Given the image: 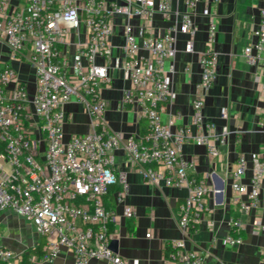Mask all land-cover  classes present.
I'll return each mask as SVG.
<instances>
[{"label": "built area", "instance_id": "1", "mask_svg": "<svg viewBox=\"0 0 264 264\" xmlns=\"http://www.w3.org/2000/svg\"><path fill=\"white\" fill-rule=\"evenodd\" d=\"M221 0H0V42L13 58L25 57L33 69L31 89L12 66L0 69V211L13 209L35 224L47 238L45 260L56 258L63 247L70 248L74 264L103 260L105 264H139L123 257L111 246L110 224L119 220L117 211L105 203L110 188L119 184L118 202L128 194L127 171H117L114 153L123 149L126 164L155 185L187 188L179 205L180 238L170 241L168 260L174 264H205L203 254L187 247L209 210L211 187L207 177L196 175V161L184 153V144L194 140L219 154L218 143L228 134L226 125L217 131L214 121L202 113L204 96L218 78L220 52L218 5ZM182 3L184 9L174 8ZM206 19L203 47L198 53L200 78L193 102L197 133L162 113L174 96L178 41L185 36V51L194 52L198 31L196 9ZM159 14L170 23L155 34L153 22ZM124 19V41L119 45L118 66L129 82L122 103L138 106L146 132L135 137L111 128L105 116L107 101L102 91L110 84L113 56L111 37L114 19ZM255 29L256 41L243 54L251 65L264 67V8ZM133 18L141 22L136 28ZM84 28V39L79 37ZM74 45L73 58L68 48ZM258 79V76H256ZM67 104H79L89 118L84 134L65 135ZM223 117L226 116L224 112ZM264 129V112L259 119ZM252 163L247 182L244 176ZM264 158L258 152L240 154L231 174V187L240 196V209L250 212L260 204ZM131 205L124 215L132 217ZM234 227L239 220H231ZM255 232H264V222L255 221ZM148 233L147 235H149ZM243 242L228 234L224 246ZM0 264H25L23 255L0 242Z\"/></svg>", "mask_w": 264, "mask_h": 264}, {"label": "crops", "instance_id": "2", "mask_svg": "<svg viewBox=\"0 0 264 264\" xmlns=\"http://www.w3.org/2000/svg\"><path fill=\"white\" fill-rule=\"evenodd\" d=\"M22 0H13L17 4ZM203 4L196 9L195 22L198 26L194 38V52L185 51V36L178 41L175 57L176 72L172 79L174 96L166 104L162 113L164 121L172 120V128L185 125L197 133L194 125L193 102L196 97L195 84L200 78L198 51L202 49L205 38L206 19L199 13ZM174 8L184 9L182 3H174ZM264 0H221L218 5V40L216 47L220 52L217 66L218 78L204 96L202 113L207 121L216 123L217 131L223 125L228 128L224 141L219 142V154L211 156L209 148L188 140L184 153L196 161V175L207 177L211 187L208 196L209 210L191 236L187 247L200 251L205 264H264V232H255V221L264 222V178L261 186L260 204L250 212L240 209V196L231 187V174L240 154L249 156L258 152L264 158V129L259 119L264 112V67L251 65L243 54L245 46L256 41L255 29L260 23V9ZM137 28L138 18H133ZM124 19H114V33L111 37L113 56L110 63V84L104 86L102 94L107 101L106 119L111 128L125 135L139 137L146 130V123L140 116L138 106H125L122 103L123 91L129 86L119 72L121 60L119 45L124 41ZM169 20L157 14L153 28L155 34L162 33ZM79 37L84 39V28ZM73 58L74 45L68 48ZM14 67L28 86L34 87L33 69L25 57L13 58L10 49L0 42V69ZM258 76V79H256ZM65 110L68 120L65 135L84 134L89 130V118L79 104H67ZM226 116L223 117V113ZM117 171H127L128 194L122 202L117 200L120 185L112 186L105 197L107 206L119 214V220L110 224L113 247L129 261L135 259L139 264H174L168 260L170 241L180 238L178 228L179 205L188 194L187 188L168 187L147 182L141 173L130 168L125 161L123 149L114 153ZM252 173V163L244 176L247 182ZM131 205L135 214L124 215V207ZM239 220L240 226L234 227L231 220ZM236 229L233 233V229ZM150 233L149 235H147ZM240 235L243 242L235 246H224L221 239L228 235ZM111 240V241H112ZM0 242L18 254L29 255L27 264H74L73 251L63 247L52 260L42 258L46 250L47 238L41 235L35 224L13 209L0 211ZM89 264H105L103 260L92 259Z\"/></svg>", "mask_w": 264, "mask_h": 264}, {"label": "trees", "instance_id": "3", "mask_svg": "<svg viewBox=\"0 0 264 264\" xmlns=\"http://www.w3.org/2000/svg\"><path fill=\"white\" fill-rule=\"evenodd\" d=\"M146 132V130L143 132V134ZM142 134V135H143ZM110 191H112V187L110 188ZM110 191H109V193H110ZM234 228V227H233ZM235 228L233 229V233L235 232ZM23 262L25 263V264H27L28 262H29V255L28 254H25L24 256H23Z\"/></svg>", "mask_w": 264, "mask_h": 264}, {"label": "water", "instance_id": "4", "mask_svg": "<svg viewBox=\"0 0 264 264\" xmlns=\"http://www.w3.org/2000/svg\"><path fill=\"white\" fill-rule=\"evenodd\" d=\"M114 240L111 241V246L115 250V247H113Z\"/></svg>", "mask_w": 264, "mask_h": 264}]
</instances>
